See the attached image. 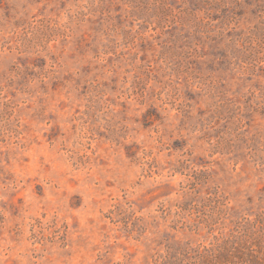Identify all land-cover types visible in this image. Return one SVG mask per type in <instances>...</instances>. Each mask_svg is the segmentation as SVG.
Segmentation results:
<instances>
[{
  "label": "rangeland",
  "instance_id": "rangeland-1",
  "mask_svg": "<svg viewBox=\"0 0 264 264\" xmlns=\"http://www.w3.org/2000/svg\"><path fill=\"white\" fill-rule=\"evenodd\" d=\"M261 237L264 0H0V264Z\"/></svg>",
  "mask_w": 264,
  "mask_h": 264
},
{
  "label": "trees",
  "instance_id": "trees-1",
  "mask_svg": "<svg viewBox=\"0 0 264 264\" xmlns=\"http://www.w3.org/2000/svg\"><path fill=\"white\" fill-rule=\"evenodd\" d=\"M249 243H241L232 247L233 250L225 249L217 254L206 250L195 257L193 264H264V237L254 238Z\"/></svg>",
  "mask_w": 264,
  "mask_h": 264
}]
</instances>
